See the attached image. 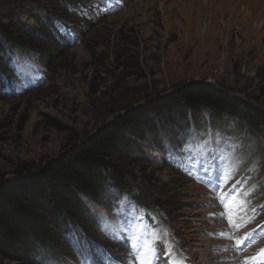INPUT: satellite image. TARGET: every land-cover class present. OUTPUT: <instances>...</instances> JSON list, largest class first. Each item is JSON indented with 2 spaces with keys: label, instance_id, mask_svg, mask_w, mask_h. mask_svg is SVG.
I'll return each mask as SVG.
<instances>
[{
  "label": "rangeland",
  "instance_id": "obj_1",
  "mask_svg": "<svg viewBox=\"0 0 264 264\" xmlns=\"http://www.w3.org/2000/svg\"><path fill=\"white\" fill-rule=\"evenodd\" d=\"M85 1L87 8L65 9L58 0H0V16L17 27L18 39L0 60L1 177L16 180L15 171L57 159L127 107L191 83L224 88L264 110V0ZM46 8L59 10L53 19L70 41L58 43L44 27L50 22L32 17L47 18ZM73 26L82 31L76 43ZM235 125H160L159 136L139 142L123 166L132 192L112 187L104 206L86 202L90 217L82 215L77 226L112 248L120 264H167L172 252L189 264H225L217 247L223 240L214 234L228 229L216 220L220 210L206 177L218 167L237 174L240 189L253 192L247 218L253 227L264 224V136H236ZM138 191L146 203L133 198ZM82 244L75 232L50 248L64 264H81Z\"/></svg>",
  "mask_w": 264,
  "mask_h": 264
},
{
  "label": "trees",
  "instance_id": "obj_2",
  "mask_svg": "<svg viewBox=\"0 0 264 264\" xmlns=\"http://www.w3.org/2000/svg\"><path fill=\"white\" fill-rule=\"evenodd\" d=\"M58 2L65 9L77 4L87 6L85 0ZM47 11V18L38 14L32 17L40 24L43 19L49 21L44 27L51 29L54 39L63 44L65 39L53 23L59 10ZM20 26L23 27L21 23ZM16 29L5 24L0 16V60L5 61L7 44H17ZM74 31L82 34L79 28ZM0 73L5 72L0 68ZM204 109L211 110L209 117ZM231 122L236 124L233 134L237 136H264L261 107L224 88L191 83L145 104L127 107L57 159L36 170L15 171L16 180L0 176V264H35L37 258L63 263L60 253L50 247L57 243V238L68 235L82 215H90L86 202L104 206L103 196L112 187L132 192L134 181L123 166L133 160L139 142L151 135L159 136L160 125L180 131L192 125L199 131L208 127L226 131L225 126ZM132 196L141 203L148 200L144 191H138V196L133 192ZM88 221L95 223V219Z\"/></svg>",
  "mask_w": 264,
  "mask_h": 264
},
{
  "label": "snow or ice",
  "instance_id": "obj_3",
  "mask_svg": "<svg viewBox=\"0 0 264 264\" xmlns=\"http://www.w3.org/2000/svg\"><path fill=\"white\" fill-rule=\"evenodd\" d=\"M19 75H22V73ZM230 179V174L225 176L222 173H219L214 178H210L208 183L217 190L216 199L223 208L222 215L225 219H227L228 226L233 229V232H238L241 228L246 227L248 223L252 222L251 219H248L245 223H238L237 221L243 219V214L249 210V197L253 195V192L236 189L235 185H233L230 189L222 188L221 186L227 185ZM236 183H239V181ZM253 191H255V189H253ZM251 211L255 212L256 209L252 208ZM221 235L226 239L234 238L233 235L226 232ZM261 237H264V229L260 232H255V230H253L245 233L241 239H237L235 241L236 250L241 252L246 251L247 248L255 244ZM80 255L81 264H103L104 260H106V257L102 255L101 250L99 248L93 250L89 247L87 241H85L84 248L80 250ZM241 264H264V247L260 248L253 255L246 257Z\"/></svg>",
  "mask_w": 264,
  "mask_h": 264
}]
</instances>
